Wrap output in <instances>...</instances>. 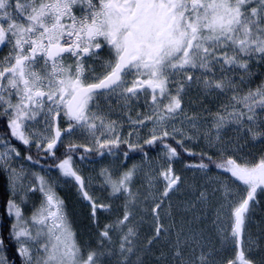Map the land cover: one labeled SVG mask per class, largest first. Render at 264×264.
Returning a JSON list of instances; mask_svg holds the SVG:
<instances>
[{"label": "snow or ice", "instance_id": "1", "mask_svg": "<svg viewBox=\"0 0 264 264\" xmlns=\"http://www.w3.org/2000/svg\"><path fill=\"white\" fill-rule=\"evenodd\" d=\"M8 45L11 49L0 61V115L7 117L10 134L0 136V169L7 173L12 197L20 195L21 203L28 193L39 192L42 197L40 207L29 219L14 198L7 203L8 215L15 217L8 238L15 241L21 264H103L102 258L113 256L118 257L117 264H146L153 246L161 240L168 242L175 227L174 222L166 227L162 214L172 219L171 197L183 183L172 166L181 155L177 148L200 157L199 163L185 164L187 169L206 173L215 166L230 174L224 180H214L223 189L224 199L213 223L221 249H235L234 257L225 264H264V250L247 230L259 204L258 193H264V156L256 162L236 158L220 135L227 125L234 124L235 131L242 134L238 140L264 141V82L240 95L241 87L254 75L252 63H264V0H0V46ZM105 47L109 59L102 64L103 74L95 75L91 65L86 67L87 61L100 59ZM237 72L241 73L239 81L230 75ZM194 85L206 94L232 92L230 102L223 106L227 115L217 112L212 128L203 134L208 147L217 148L215 154L193 153L185 147V141L198 139L200 132L197 116H189L182 106L184 95ZM101 97L105 101L115 97L126 113L145 98L148 113L138 112L135 119L128 116L133 128L129 137L134 133L138 137L139 128L150 122V138L144 139L143 145H163L167 167L161 168L158 176L147 177L143 192L134 190L136 165L115 179L108 169L101 170L103 186L111 189L110 195L124 197L123 213L104 226L97 248L85 255L64 202L55 193L56 182L33 173L36 182L26 187V170L23 165L14 167L13 161H40L32 155L21 157L12 140L26 150L35 146L45 156L58 159L55 167L63 182L75 184L89 202L90 217L95 222L97 212L108 211L110 205L99 203L86 190L85 180L73 163L76 144L68 145L63 159L55 157L54 150L65 136L91 137L101 156V149L114 155L113 148L128 144L130 149L141 151L151 167L138 140L133 143L118 135L105 136V131L116 132L118 125L101 109ZM60 119L67 127H60ZM41 121L44 127L37 129ZM176 121L181 127H176ZM185 123L195 129L193 135L187 134ZM168 138L176 147L165 143ZM242 148L240 144L234 146L235 151ZM90 151L93 149H85ZM128 155L124 152L126 158ZM158 183H163L162 191L157 189ZM231 185L242 189V196L237 192L238 199L230 198L234 191ZM208 203L206 189L195 200L184 203L183 211L191 213L192 219L187 221V230L182 222L175 233L171 259L176 264H215L217 250L201 230L193 227L202 220L200 206ZM147 216L151 217L152 235L138 247L140 228ZM115 232L120 234L118 248L112 247ZM186 248L192 253L199 248V255L185 259ZM254 250L260 252L258 258L248 255ZM4 252L0 237V264H10ZM155 259L159 264L167 257L161 252Z\"/></svg>", "mask_w": 264, "mask_h": 264}, {"label": "rangeland", "instance_id": "2", "mask_svg": "<svg viewBox=\"0 0 264 264\" xmlns=\"http://www.w3.org/2000/svg\"><path fill=\"white\" fill-rule=\"evenodd\" d=\"M10 49L11 45L4 46V48L0 51V61L8 55ZM259 67L260 64H256L255 62L252 63L251 71L254 75L252 76L250 83L241 87L240 95L246 94L249 88L254 89L264 82V63L261 69H259ZM232 76L235 78L234 74H232ZM196 87L197 86L194 85L188 90L187 94L184 95L182 106L185 108L189 116L193 114L197 116L198 127L200 129L198 134L199 138L192 141H185V147L193 153L205 151L209 154H215L217 152V148H209L207 140L204 139L203 134L205 131L212 128L213 119L217 112L227 115V113L224 112L223 106L230 102L232 92L228 91L224 94L213 92L212 94H206L202 87L198 86L200 90H196ZM144 99V97H141L140 101L138 103H134L131 111L127 113L121 108L117 101L108 105H101V109L105 113H109V119L117 121L118 125L116 132L110 133L105 131V136L114 137L118 135L121 139H129L133 143H136L138 140V142L143 145L144 139L150 138V129L152 127L151 123L149 122L147 127L139 128L138 137L135 133L132 137H129V132H132L133 128L128 121V116L130 115L133 119H135L138 112L141 114L148 113V107L145 104ZM148 99L150 101V97ZM229 111H231L230 108ZM180 119H183V117ZM175 123L176 127H181L179 121H176ZM59 125L61 128L67 127V123L63 119L59 120ZM43 127V121L36 125L37 129H42ZM184 128L188 135H193L195 133V129H191L187 123L184 124ZM235 128L236 125L229 124L220 132L224 144L228 146L229 152L234 157H243L249 162H256L261 156H264V141L257 140L253 142L247 137L238 140V137L242 134L236 132ZM168 130L171 131L170 128ZM212 132L213 134L215 133L214 128L212 129ZM97 135L99 136V133H97ZM101 139H104V137H101ZM177 139H179V137H177ZM17 142L18 141L14 139L12 140V143L20 151L21 157L26 156L27 154H25L22 149V144ZM71 142L76 145H80V147H83L84 149H93V151L88 153L84 152V159H81V157H73V163L78 169L79 174L84 178L86 190L89 195L99 203L110 205V209L108 211L100 210L97 212V219L95 222H93L90 217L91 208L89 206V202L84 200L78 193L75 184H65L63 182L64 178L61 177L59 170L55 167V164L59 161L57 163L39 162V164H34L31 161L17 158L13 161V166L17 169H19L21 165L24 166L26 170L24 184L26 187L29 184L36 182V177L33 173L44 176L50 183L54 181L56 182L53 184L55 193L63 200L64 210L71 223L72 230L75 233L76 241L86 255L88 250L97 248L99 232L103 230L104 226L106 224H112L122 216L123 204L125 202L123 196H120L119 198L111 196V189L103 186L104 177L100 174L101 170L108 169L115 179L118 178L124 171L132 168L133 165H136L138 170L136 176L134 177V190L138 189L143 192L147 187V177L149 175L158 176L161 168L167 167V163L163 159L164 149L162 145L154 150H149L150 147L148 145H143L144 152H147L150 160L151 167H149V163L146 162L144 154L138 149H130L128 144L120 143L119 147L113 148V152L115 153L114 155L110 154L107 149H101L100 151L104 152V155L101 156L96 150L98 146L95 144L94 140H92L91 137L81 134H76L72 137L65 136L63 143H58L56 149L61 150L64 144H70ZM237 144L243 145V148L239 151L234 150V146ZM2 150V145H0V151ZM124 152L129 153L127 158L124 156ZM214 157L219 156L214 155ZM196 163L198 162L191 164ZM185 164L189 163H186L180 157L173 162L172 166L175 173L182 178L183 183L180 185V190L171 197L170 203L172 205V219L169 220L167 216L162 214V220L166 227L170 226L173 222L175 223V227L172 229V235L168 238V242L161 240L158 244L153 246V253L146 258V264H156L155 258L159 257L161 252L165 254L167 259H162L159 264H176V262L171 259V250L176 238L175 233L181 227L182 222L185 230H187V221L192 219L191 213L183 211V205L186 201L195 200V198L199 195V192L205 189L209 195V203L207 206H200L202 209L200 213L202 220L193 225V227L197 230H201L205 238L210 241L211 246L217 250L213 256L215 264H225L227 259L234 257L235 249L231 246L221 249L220 240L217 235L216 227L213 223L215 220L216 209L220 207V204L224 199L223 189L220 187V184L215 183L214 180L217 177L220 180H224L230 176V174L217 169H211L205 173L197 169H187L185 168ZM156 187L158 190L162 191L163 183H158ZM231 187L234 191L230 194V198L238 199L239 196L237 195V192H239V195H243L242 189H236L235 185H231ZM14 199L18 204H20L25 219H29L33 212L40 207L42 197L39 192H35L28 193L24 203H21L20 195H17ZM257 199L259 200V204L254 208L251 219L247 225V230L253 240L257 241L260 245V249L264 250V193H258ZM165 207H167V205H165ZM4 221V224L7 223V226L11 228L12 224L15 223V217H10L7 214ZM1 225L2 223H0V229L2 228ZM119 235L120 234L118 232L112 233L114 241V244L112 245L113 248H118ZM150 235H152L151 217L147 216L145 217V222L140 228V240L137 241L138 247L142 246L146 238ZM199 251V248H197L196 252L192 253L190 249L186 248L185 259H188L189 256H193L194 258L195 255H199ZM205 251H207V248ZM248 255L252 258H258L260 252L254 250L253 252L248 253ZM102 260L103 264H117L118 257H104Z\"/></svg>", "mask_w": 264, "mask_h": 264}, {"label": "trees", "instance_id": "3", "mask_svg": "<svg viewBox=\"0 0 264 264\" xmlns=\"http://www.w3.org/2000/svg\"><path fill=\"white\" fill-rule=\"evenodd\" d=\"M9 130L7 128V117L6 116H2L0 115V135H9ZM18 143V142H17ZM165 143H169L172 144L173 147H176V143L175 141H173L172 139L168 138L166 139ZM70 144H74L73 142H71ZM68 145L69 144H64V146L61 148V150H54L55 151V157L60 158H64V154L66 153L67 149H68ZM78 146V150L73 154V157H81L83 156L85 149L83 147H80V145ZM163 146V145H162ZM157 147H161L159 144L158 146L155 147H150L149 150H154ZM22 149L24 150L25 154L27 155H32L33 159H38L40 161V163H54V162H58V159H55L53 156H45L42 152H39L35 146H32L30 148V150H26L25 146L22 145ZM84 150V151H83ZM148 150V149H147ZM148 150V151H149ZM177 150L181 153L180 158L182 160H184L186 163H195L200 161V157L198 155L196 156H190L187 153L183 152V150L177 148ZM146 151V150H145ZM88 153V152H86ZM85 157V156H83ZM214 159L219 160L220 157H214ZM205 162H207L205 160ZM211 169H216L215 166H211ZM218 170V169H217ZM6 172H4L2 169H0V221L2 223V228L0 229V237H3L4 239V247H5V252L3 253V255H5L10 264L11 262L14 261V264H21V260L19 258V256L17 255L16 249H17V245L15 243L14 240H10L9 237V233L11 231V228H9L5 223V219H6V215L7 213V203L9 199H13L14 197H12L10 191H9V182L6 176Z\"/></svg>", "mask_w": 264, "mask_h": 264}, {"label": "flooded vegetation", "instance_id": "4", "mask_svg": "<svg viewBox=\"0 0 264 264\" xmlns=\"http://www.w3.org/2000/svg\"><path fill=\"white\" fill-rule=\"evenodd\" d=\"M109 59V54H108V49L105 47L101 53H100V59H96V60H88L87 65H91L92 68L95 69V75H102L103 74V68H102V64L107 61ZM69 63L71 62L70 60L68 61ZM263 63L260 64L259 69H261ZM87 74V73H86ZM198 75V72L196 73ZM232 75V74H230ZM241 73L237 72L234 74V79L239 81V77H240ZM129 80L132 79V77L128 78ZM196 90H200V88L197 86ZM114 101H116L115 98L110 97L108 101H105V99L103 97L99 98V103L100 105H108L110 103H114ZM14 262V261H13Z\"/></svg>", "mask_w": 264, "mask_h": 264}, {"label": "bare ground", "instance_id": "5", "mask_svg": "<svg viewBox=\"0 0 264 264\" xmlns=\"http://www.w3.org/2000/svg\"><path fill=\"white\" fill-rule=\"evenodd\" d=\"M4 48V46H0V51Z\"/></svg>", "mask_w": 264, "mask_h": 264}]
</instances>
